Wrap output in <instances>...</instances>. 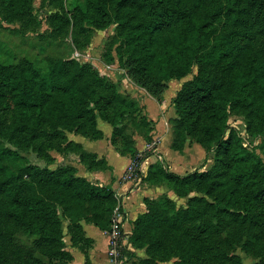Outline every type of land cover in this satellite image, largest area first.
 Wrapping results in <instances>:
<instances>
[{
    "label": "trees",
    "instance_id": "1",
    "mask_svg": "<svg viewBox=\"0 0 264 264\" xmlns=\"http://www.w3.org/2000/svg\"><path fill=\"white\" fill-rule=\"evenodd\" d=\"M32 1L0 0V5L11 18L26 12ZM226 2L223 8L215 0H83L75 9L81 23L96 29L116 23L120 38L116 63L134 84L138 82L129 65L142 78H152L156 88L139 87L159 100L170 79H181L193 63L198 65L197 74L183 81L171 99L176 115L170 119V146L181 153L186 139L193 138L206 154L213 151L214 162L206 170L183 175L160 162L148 165L143 182L166 184L167 193L187 197V203L177 207L166 193L143 198L145 210L134 219L128 237L134 249L145 251L139 264L172 258V264H200L202 258L213 264L239 260L222 248V240L250 251L242 233L264 231V163L227 122L234 111L244 116L250 135L264 132V44L245 38L238 29L220 30L215 25L224 13L235 24L246 26L252 12L264 15V0ZM102 53L107 63H115L110 48ZM117 81L102 78L88 63L74 59H48L46 73L25 59L0 61V109L12 112L15 130L23 134V148L32 146L37 152L44 138L62 135L63 130L101 139L97 111L112 125L110 143L121 155L135 159L140 151L133 140H126L113 115L136 119L140 106L118 92ZM140 119L153 123L148 117ZM144 139L150 142L151 134ZM75 147L89 170L109 168L80 144ZM0 194L5 199L0 216L5 225L22 227L34 237L36 247L52 246L57 256L68 258L72 257L63 250L57 206L69 217L84 207L83 219L108 230L117 204L110 184H93L71 164L54 169L24 162L14 169L0 164ZM77 222L74 226L83 241L78 248L86 255L92 239ZM130 249L123 253L133 256ZM160 249L168 252L162 258L153 256ZM33 262L45 264L37 257Z\"/></svg>",
    "mask_w": 264,
    "mask_h": 264
},
{
    "label": "rangeland",
    "instance_id": "2",
    "mask_svg": "<svg viewBox=\"0 0 264 264\" xmlns=\"http://www.w3.org/2000/svg\"><path fill=\"white\" fill-rule=\"evenodd\" d=\"M82 2L83 0H33L30 8L26 12L11 18H9L7 12L0 5V61L17 63L25 59L30 61L41 73H46L47 61L51 58L74 59L79 64L88 63L102 78L112 83L114 82L113 79L118 78L120 81L116 82L118 92L127 98L132 97L131 99H134L140 106V118H147L141 102L136 97L128 94V90L122 85L123 82L120 80L122 76H126V72L116 63L118 61V45L120 43L116 23H110L104 29H96L81 23L75 13V9ZM215 3L223 8L227 6L226 0H215ZM215 25L220 30L238 29L245 38L264 44V15L262 11L259 13L252 12L251 16L248 17L246 26L235 24L231 18H226L224 13L219 16V20ZM108 48L111 49L110 55L115 60V63H107L105 61V58H108L106 55H104L105 58H102V52H106ZM123 50V48L120 49V51ZM76 51L79 53L90 52L92 58L90 60H84L75 54ZM103 63L112 64L118 70H115V68L108 70L102 65ZM129 66L128 68L132 77L138 82V84H133V88L135 87L136 90H142L144 92V88L139 87V85L156 86L152 78H142V73L136 72L134 69L132 70L131 65ZM197 72L198 65L193 63L190 72L185 77L170 80L185 81L192 78ZM171 87L170 85L167 88L165 92L166 96L170 93ZM95 113L96 125L98 126V123H102L109 126L112 130V125L106 120H103L97 111ZM139 116L133 119L129 115H124L122 118L113 115L115 123H117L126 136V140L128 142L133 140L135 145L141 140L146 142L144 138L145 136H149V134H151V138L153 139V123L147 120L144 121ZM227 122L229 128L237 131L244 146L257 154L261 162L264 163V132L256 136L250 135L247 132L244 116L234 111L229 112ZM169 123H171V120ZM15 125L16 122L14 121L12 112L0 109V164H5L10 169L17 168L23 162L54 169L57 166L68 164L65 162L66 158L71 159L70 155L78 156V149L75 147V144L78 143L82 147L81 142L75 140L74 136H84L75 131L63 130L62 135L49 137L48 139L44 138L40 152H37L35 147L32 146L23 148V134L18 135V132L15 130ZM170 127L173 130L172 124ZM84 138L85 140H91L86 137ZM185 143L189 146L193 145L192 149L188 150L189 158H187V162H194L196 165L195 167L193 165L190 166L189 171L190 169L191 171L193 169L206 170L213 164V151L209 152L208 158H202L197 161L196 159L200 155L198 147L203 150L202 147L194 142L193 138H187ZM119 144H117L118 148L120 147ZM161 147L166 149V144L163 142ZM170 150L177 157V152L172 149ZM150 152L152 151L146 150L144 154ZM161 152L163 161L167 165L169 163L167 161L168 157L163 150ZM146 171L147 169L142 173L140 172L138 178L140 182L138 184L142 182ZM186 172L188 173V171ZM91 182L96 185L102 184L100 182ZM163 186L166 188L163 194H168L167 196L175 201L177 207L186 206L187 197L179 198L170 191L167 193V185L163 184ZM192 195H195V193L190 194V196ZM5 208V199L0 194V216ZM57 208L63 230V250L66 253H70L72 258H68L67 255L64 257L57 256L52 246L36 247L33 242L34 237L27 236L22 227L7 226L0 218V264H35L33 262L34 257L41 259L45 264H70L73 259L72 248H78V246L81 247L83 245L81 231L74 226V222L78 221L77 223L80 224L82 229L83 223L94 224L83 219L87 212L84 207L76 208L77 212L71 217L65 214L60 206H57ZM103 231L105 232L106 230ZM242 236L248 240L251 250L244 251L242 248L237 247L236 244H228L225 240H222V248L239 257V260L233 258L222 264H264V231L255 230L253 232H245L242 233ZM167 252V250L160 249L153 256L162 258ZM140 254L142 255L128 256L126 253H123L122 261L124 264H139L141 258L146 256L144 249ZM172 260L173 258L168 261L172 262ZM165 262V264L168 263L167 261ZM199 263L213 264L204 258Z\"/></svg>",
    "mask_w": 264,
    "mask_h": 264
},
{
    "label": "crops",
    "instance_id": "3",
    "mask_svg": "<svg viewBox=\"0 0 264 264\" xmlns=\"http://www.w3.org/2000/svg\"><path fill=\"white\" fill-rule=\"evenodd\" d=\"M182 82L183 80L168 81L167 87L163 91L160 100L152 95H149L145 90L144 92L142 90H135L132 94V96L136 97V99H138L143 105L148 119L153 121V138L157 139L156 146L152 152L146 153L142 159V172L147 169L149 164L155 162H160L169 170L181 175L187 173L186 171L190 172L191 169L190 171L188 170L190 166H196L194 162H187V158H189L188 150L192 149L193 145L189 146L186 144L183 149V154L176 151L177 157H175V154H172L174 152L170 150L172 149L170 146L172 141V132L170 127L171 123H169V121L176 115L171 99L180 88ZM170 85L172 86L170 93L166 96L165 92ZM98 126L103 130V137L101 139L85 140V138L81 136H74V139L81 142L83 149L94 153L99 159H104L109 168L89 170L85 164L80 162L77 155H70L71 159L66 158L65 163L74 165L77 168V173L79 175H82L94 182H100L102 184L110 183L114 190H119L121 194L120 224L123 228V232L129 236L133 227L134 219L139 213L145 210L143 198H156L161 193L165 192L166 188L163 185L153 186L142 181L135 187L128 189L130 183H123L120 178L131 158L127 155H121L117 147L110 143L109 138L111 128L109 126L102 123H98ZM163 142L166 144V149L161 147ZM145 143V141L141 140L136 143L135 146L139 151H142L143 148L141 147H144ZM162 150L168 157L167 161L169 163H167V165L166 162L163 161ZM198 150L200 155L199 158L196 159L197 161L202 158H208L209 154H206L204 149L201 150V148L198 147ZM83 230L85 235L92 239V244L87 249L86 255L80 249L73 247V259L70 264H109L107 261L108 237L105 232L88 223H83ZM130 250H132L135 256H138L142 255L140 253H142L143 249H134L131 246ZM167 262V264H172L171 261ZM165 263L166 262H161L159 264Z\"/></svg>",
    "mask_w": 264,
    "mask_h": 264
},
{
    "label": "built area",
    "instance_id": "4",
    "mask_svg": "<svg viewBox=\"0 0 264 264\" xmlns=\"http://www.w3.org/2000/svg\"><path fill=\"white\" fill-rule=\"evenodd\" d=\"M77 56L82 57L84 60H90L92 58L90 52H84L79 53L75 52ZM105 66L108 70L115 68L112 64H102ZM124 72V70H123ZM114 81L118 80V78L113 79ZM121 81L123 82L122 85L128 90V94L132 95L136 88H133V82L132 80L127 76L123 77ZM128 82V83H127ZM141 89V88H140ZM157 139L153 138L150 142H146L144 144V148L140 153L137 155V158L131 159L129 163L127 164L122 176L121 181L123 183H130L128 189L131 187H135L140 182L139 174L142 173V160H139V157H141L146 150H153L156 146ZM145 149V150H144ZM114 196L117 200V204L114 207L112 218H111V225L108 230L105 231V234L108 237V244H107V261L109 264H124L122 261L123 256V250L126 248H131V244L128 241V235H126L123 232V228L120 224V206H121V194L119 190H114Z\"/></svg>",
    "mask_w": 264,
    "mask_h": 264
}]
</instances>
